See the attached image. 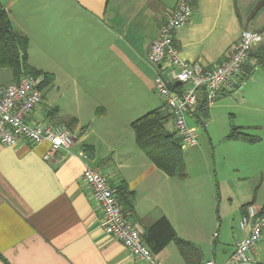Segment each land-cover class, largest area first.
<instances>
[{
  "label": "crops",
  "instance_id": "crops-1",
  "mask_svg": "<svg viewBox=\"0 0 264 264\" xmlns=\"http://www.w3.org/2000/svg\"><path fill=\"white\" fill-rule=\"evenodd\" d=\"M0 2L11 29L28 39V64L42 80L44 74L53 77L28 122L70 123L74 138L50 159L44 158L47 141L14 148L0 143V264H188L174 242L149 261L108 237L102 210L82 178L85 165L108 179L118 200L117 189L126 187L129 223L143 232L166 218L177 237L196 248L195 264L225 262L245 236L238 222L246 205L264 208V111L245 95L246 81L259 67L254 59L206 104L204 120L187 118L189 127L203 122L204 134L196 146L182 147L187 178L179 179L150 161L131 128L163 106L154 93L157 70L146 54L176 0ZM192 10L173 36L183 60L210 69L224 61L243 30L262 35L251 51L264 46V0H192ZM15 82L9 69L0 68V87ZM256 96L264 98V85ZM230 115L260 141L227 140ZM166 127L172 131L171 120ZM263 240L264 231L255 264H264Z\"/></svg>",
  "mask_w": 264,
  "mask_h": 264
},
{
  "label": "built area",
  "instance_id": "built-area-1",
  "mask_svg": "<svg viewBox=\"0 0 264 264\" xmlns=\"http://www.w3.org/2000/svg\"><path fill=\"white\" fill-rule=\"evenodd\" d=\"M192 13V0H176L174 10L159 27L158 36L146 54V61L157 70L154 91L170 114L171 132L180 137L182 147L197 145V130L188 126L187 118L193 117L199 92L204 90L207 103L212 104L218 92L241 75L252 47L263 40L260 33L243 30L222 63L203 69L183 60L173 46L175 31L189 21ZM41 82L39 76L23 75L17 82L0 87V143L14 148L21 142L35 146L47 141L50 147L44 158L50 159L57 150L71 147L74 138L64 124L28 122V117L43 99ZM82 157L87 159L84 154ZM82 178L102 210L104 233L118 240L138 260L153 261V253L142 239V230L127 221L108 179L87 165ZM245 210L238 222L245 236L236 242L234 252L222 264L256 263V248L264 231V212L254 203L247 204ZM216 237L215 231L211 240ZM201 264L214 262L207 260Z\"/></svg>",
  "mask_w": 264,
  "mask_h": 264
},
{
  "label": "trees",
  "instance_id": "trees-1",
  "mask_svg": "<svg viewBox=\"0 0 264 264\" xmlns=\"http://www.w3.org/2000/svg\"><path fill=\"white\" fill-rule=\"evenodd\" d=\"M27 49V37L15 33L11 29L9 16L0 2V68L9 69L17 81L23 75H42L39 70L32 68L28 64ZM250 58L254 59V64L264 71L263 45L251 51L248 59ZM52 80V75L44 74L39 88L42 89L48 86ZM198 96L193 117L198 121H202L207 113L205 91L201 90ZM164 110L165 107L163 105L162 108L154 109L131 123L135 143L150 161L166 175L185 179L187 178V170L183 158L181 139L176 133L167 129L166 126L170 120V114L165 113ZM200 124L203 125V122ZM66 126L69 128L70 123H67ZM226 139L246 143H257L260 141V137L248 135L244 132V129L235 126L233 120L230 121L229 133ZM117 192L120 195L119 202L121 201L125 204V208L123 209L122 207V212L125 214V209L131 207V194L125 186H121L117 189ZM262 210L264 212V208ZM142 239L153 254L162 250L168 243L174 242L187 263L195 264L194 257L197 254L196 248L178 238L166 218H160L150 227L145 228Z\"/></svg>",
  "mask_w": 264,
  "mask_h": 264
},
{
  "label": "rangeland",
  "instance_id": "rangeland-1",
  "mask_svg": "<svg viewBox=\"0 0 264 264\" xmlns=\"http://www.w3.org/2000/svg\"><path fill=\"white\" fill-rule=\"evenodd\" d=\"M252 79H255L257 81V84L252 85V83H250ZM252 79L250 78V80L246 81V84L248 86L245 89V95L248 99H250V98H252L253 100L257 99L256 102H259V107H261L259 109L261 111H264V98L256 96L258 86L262 87V85H264V84H262L264 82V71L260 67H257L256 70L253 72ZM154 93L157 94L155 91H154ZM231 120H233V117L230 115L229 116V122ZM41 123L43 124L44 122L41 121ZM195 129L197 130V134H196L197 136L200 134H202V135L204 134L202 125L196 126ZM255 133H256L255 131L252 132V134H255ZM217 146L219 147V145H217ZM227 164H229L230 168H231L232 163L227 162ZM261 177H262V188L264 189V170H263V172H261V175L259 176V180L261 179ZM261 195H263V194L261 193ZM262 242H264V240Z\"/></svg>",
  "mask_w": 264,
  "mask_h": 264
}]
</instances>
